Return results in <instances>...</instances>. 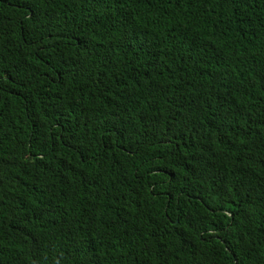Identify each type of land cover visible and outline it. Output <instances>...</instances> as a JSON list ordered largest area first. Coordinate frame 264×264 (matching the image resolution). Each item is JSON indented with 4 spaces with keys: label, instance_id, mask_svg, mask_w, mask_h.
<instances>
[{
    "label": "trees",
    "instance_id": "16d2710c",
    "mask_svg": "<svg viewBox=\"0 0 264 264\" xmlns=\"http://www.w3.org/2000/svg\"><path fill=\"white\" fill-rule=\"evenodd\" d=\"M0 264H264V0H0Z\"/></svg>",
    "mask_w": 264,
    "mask_h": 264
}]
</instances>
